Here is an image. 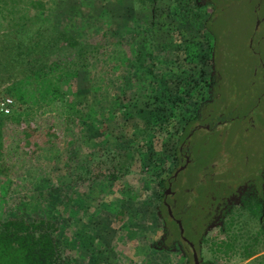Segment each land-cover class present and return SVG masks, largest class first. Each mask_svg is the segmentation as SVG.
I'll return each instance as SVG.
<instances>
[{
    "label": "rangeland",
    "instance_id": "374dc122",
    "mask_svg": "<svg viewBox=\"0 0 264 264\" xmlns=\"http://www.w3.org/2000/svg\"><path fill=\"white\" fill-rule=\"evenodd\" d=\"M250 2L264 13V0L218 1L214 39L197 0H0V100L12 110L21 88L22 121L55 132L23 157L4 149L0 219L16 209L51 220L71 264H185L175 245H153L185 122L201 126L184 140L192 162L171 184L182 188L172 206L203 185L218 195L256 182L264 161L263 22L253 30ZM18 42L34 50L19 55ZM36 64L46 67L23 83ZM190 213L178 218L191 241ZM216 217L197 222L203 264H264V203L242 197Z\"/></svg>",
    "mask_w": 264,
    "mask_h": 264
},
{
    "label": "trees",
    "instance_id": "16d2710c",
    "mask_svg": "<svg viewBox=\"0 0 264 264\" xmlns=\"http://www.w3.org/2000/svg\"><path fill=\"white\" fill-rule=\"evenodd\" d=\"M203 1L211 4L213 7L218 3L215 0H209L210 2L207 0ZM213 15L214 10L211 11L209 17L205 18L204 25L214 37ZM2 35L7 38L6 32H3ZM34 46L35 42H32L25 48H21V43L18 42L19 49L17 53L26 57L34 50ZM15 59L16 57L7 56V58H4L3 63L13 62L15 64L17 62V59ZM40 62L43 63L42 61ZM42 67H46V65L38 68V64H36L31 71L24 72V78L21 79L23 83H26L27 78H30V74L37 75L38 69H43ZM37 77L38 75L36 76V80ZM20 89L15 87L17 96L14 98L16 105L13 109L8 113L0 112V156L4 152V149L11 155L14 154L22 157L32 154L33 150H30L32 145H39L47 141L48 135L51 136L55 133H53V126L46 128V122L42 125L36 121H22L20 113L25 98ZM4 125L5 128H3ZM187 131V126H183L179 140H185ZM1 171H3L2 168L0 169ZM188 220L190 232L193 233L191 215L188 216ZM56 228L51 220L43 218L28 219L24 216L23 211L16 209L8 212L5 217L0 219V264H71L68 262L69 260L66 256L61 255L57 244ZM171 230H173L172 224ZM197 230L199 232L198 228ZM195 236L193 233V237Z\"/></svg>",
    "mask_w": 264,
    "mask_h": 264
},
{
    "label": "flooded vegetation",
    "instance_id": "af4514ba",
    "mask_svg": "<svg viewBox=\"0 0 264 264\" xmlns=\"http://www.w3.org/2000/svg\"><path fill=\"white\" fill-rule=\"evenodd\" d=\"M197 1L210 6L209 7L210 12L206 16V18L211 15L212 10H214V13H215V9L219 5L217 3L216 6L213 7L211 6V4L203 0H197ZM215 1H219V0H215ZM257 5H258V2L256 4L251 3V6H250L254 18L256 16V19H257V22L254 26V19L252 18L253 19L252 25H253V30L257 31L259 28V24L263 22V29H262L263 31L259 34V36H257V40L261 43H264V13L261 14L260 16L256 15L255 12L257 9ZM213 49H214V45H213ZM258 60L260 61V66L264 67V61H262L263 59L258 58ZM211 65L213 69H215L216 71V68L213 64V55H212ZM217 78L218 77L213 75V73L211 74L210 81H209L210 84L208 82V85H207V89L210 93L212 92L214 88V84H216L217 82ZM208 113L209 111L207 112V114ZM258 115L263 116L264 111L260 112ZM246 119L252 121L251 123H249L250 126L256 125L254 118L250 114L246 116ZM223 120L218 121V123H220ZM188 125H189V122L187 121L185 122L183 126L188 127ZM200 126H201L200 124L196 126H192L187 131V134L185 135V137L189 139L190 136L195 131V129L197 127L200 128ZM204 126H205V129H207V131L210 130L211 128L209 127L208 123H205ZM183 145H184V140H179V143L175 149V154H176L175 158L176 159L178 158V160H182V163L179 164L174 169V171L170 175H168L167 178H165L164 181L160 182V185L164 186V189L161 194L162 204H161V209H160V217L163 220V233L162 235H160L158 239L154 241L153 245L156 248L164 247L166 249H170L174 247L175 245L177 248H180L182 250L183 252L182 254L183 256H185L184 257L185 264H195L194 257H193L194 253L196 255L198 264H203V262L201 261V257L199 255L198 247H197V239L200 236L202 229L199 230L198 234L196 233L197 235L195 234L196 236L194 237V240L190 241L189 238L183 236L182 229L180 232V229L177 224V220H179L178 217L181 213V210L191 211V218H192L191 227L193 231L195 232L197 229V222H199V220H205V223H203L202 225L209 223V221H212L215 219V216L218 217V213H221L225 209V207H227L231 203H235L237 200H239L242 197H245V198L251 197L256 202H259L260 204L263 205L264 203V161L261 162L259 170L257 171L258 180L256 182H253L251 178H244L242 181L236 183L235 186L229 189L228 191L218 194V195L215 194L213 191L206 189L205 186L203 185L198 190L195 189V193L191 196V199L188 200V197H187L183 201L180 200L178 204H176V200H174L175 201V202L173 201L174 206H175L174 208V206H172L171 204L170 199L174 195H176V192H180L181 194L182 191H179V190H182V188H179L176 191H173V189H171V184L176 179L178 173L181 172L187 166L188 162L190 161L189 159H191L188 157L186 147ZM214 182L219 183V181H214ZM183 191L184 193L186 192V190L184 189ZM243 194L245 196H243ZM184 209H187V210H184ZM170 222L174 223L175 225L173 230H171ZM175 231L177 232V234H175Z\"/></svg>",
    "mask_w": 264,
    "mask_h": 264
},
{
    "label": "built area",
    "instance_id": "2783aa9c",
    "mask_svg": "<svg viewBox=\"0 0 264 264\" xmlns=\"http://www.w3.org/2000/svg\"><path fill=\"white\" fill-rule=\"evenodd\" d=\"M12 98L8 96L2 97L0 100V112L8 113L11 110Z\"/></svg>",
    "mask_w": 264,
    "mask_h": 264
},
{
    "label": "water",
    "instance_id": "95a60500",
    "mask_svg": "<svg viewBox=\"0 0 264 264\" xmlns=\"http://www.w3.org/2000/svg\"><path fill=\"white\" fill-rule=\"evenodd\" d=\"M177 224H178V227H179L180 232H181V224H180L179 220H177ZM193 255H194L193 257H194L195 264H198L195 253Z\"/></svg>",
    "mask_w": 264,
    "mask_h": 264
}]
</instances>
